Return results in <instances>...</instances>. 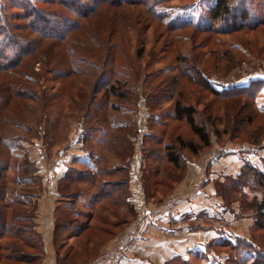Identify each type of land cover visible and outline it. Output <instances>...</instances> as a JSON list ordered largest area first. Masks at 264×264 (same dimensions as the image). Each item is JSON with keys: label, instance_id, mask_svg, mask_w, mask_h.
Here are the masks:
<instances>
[{"label": "rangeland", "instance_id": "1", "mask_svg": "<svg viewBox=\"0 0 264 264\" xmlns=\"http://www.w3.org/2000/svg\"><path fill=\"white\" fill-rule=\"evenodd\" d=\"M133 1L135 2L124 5L121 9L102 7L84 19L78 31L71 33L70 36L77 40L73 49L86 57L87 64L89 60L98 63L97 67L94 65L96 69L94 66L87 67L92 71L91 74L73 73L71 76L60 77L58 71V75H46L44 74L46 72L39 71L38 65L35 64L33 72L39 81L36 84H29L33 87L38 101L35 99L8 101V88L4 83L7 75L0 72V80L2 79L0 116L7 117L10 114L17 121L8 123L3 121L2 117L0 119V138L2 136L11 144L8 155L0 139L2 153L8 157V165L2 173L0 182L4 189L6 188L4 194L6 196L4 198L0 196V204L3 205L6 200L10 205H15L2 212L7 221L16 222L12 220V216L18 212L17 221L22 224L27 216L24 209L29 212L35 209L36 204L30 197L27 199L25 197L26 193H30L31 196L39 192L37 186L26 184V181L38 178L37 164H45L44 167L47 169L45 172H48L54 162L51 157L67 153L75 142L84 144L82 140L84 134L90 136L87 138L86 147L88 146L90 151L95 150L93 156L95 161L97 159L99 162L100 157L104 156L100 163L101 167L112 168L109 169L111 173L102 175L101 178L125 180L122 173L113 169L119 158L123 157L125 160L121 163L126 162L128 165L126 179L129 180V163L132 158L135 159L133 162L134 164L137 162L139 174L131 181L132 191L129 189L128 181L129 197L132 192L138 201L149 209H158L171 201L170 205L178 212L170 221L172 225L178 223L180 215L173 190L187 174L184 161L186 157L195 158L202 153L204 165L211 159V156H204V151H212L215 146L247 143L256 147L252 148L256 151L240 152L244 153V157L252 154L249 157L252 160L259 158L262 161L261 169L253 165L248 158L243 160L242 168L248 165L264 173V160L261 158L264 155V82L255 85L254 89H250L252 91L249 90L250 92L256 90L252 98L247 95H235L237 88L250 85L251 80L264 81V24L255 26L253 30H237L219 37L218 34L204 31L210 26L207 6L211 0H169L158 7L163 16L152 14L151 8L146 4L150 0ZM69 18L76 19V12L71 13ZM261 18L259 22L264 21V12ZM108 35L110 36L107 37ZM82 43L86 47L82 46ZM78 44L85 48L76 46ZM54 47V55L59 61L68 56L65 54L67 51L65 43L60 41ZM178 56L193 58L197 70L206 82H203L201 77L180 73L177 68ZM108 78L112 83L114 80L120 83L114 85L122 91L125 90V98L105 96L103 83ZM220 80L229 81V85H226V82L219 85ZM229 89L233 91L228 92ZM176 100L195 109L197 121H205L210 136V145L200 149L197 154L183 149L181 163L178 166L168 163L165 158L158 161L156 156L165 152L161 150L164 149V145H177V137L187 142L198 143V138L192 133L185 119L174 116ZM32 106L35 110H31ZM248 109H251L252 113L250 122H246L249 117ZM104 127L120 128L121 130L113 129L111 134L119 138L124 136L128 138L130 148L128 149L122 140H114L113 149L108 147V142H103L105 136L98 134V130ZM148 131L151 133H147ZM150 134L156 138H151ZM4 155L2 159H6ZM78 169L83 170L81 167ZM202 173L199 182L202 181L205 172ZM237 175L227 176L224 182L215 183L221 209L217 217H205L202 227H198L202 230L211 226L207 230H213L218 234L213 241L204 244L201 260L188 264H252L256 257L264 256V227L261 224L256 225V212L250 207L254 200L261 199L262 191L255 188L249 180V183L243 179L236 181ZM41 178H46L47 181L49 176L46 174ZM234 182H237L235 188L231 187ZM68 184L69 182L64 181L56 188L61 194L60 201L68 202L66 207L59 208L64 214L60 224L61 230L72 220L70 217L72 213L77 214V217L87 213L84 212L87 199L77 206L79 197L76 199V196L73 197L74 194L77 191L86 196L90 194L88 182ZM190 189L189 187L188 190ZM166 198L169 200L163 202ZM27 201L29 207H22L21 205ZM130 205L113 206L106 201L102 211L106 210V216L111 222L107 224L105 232L102 230L87 234L86 227L85 233L83 231L70 240L73 234L66 232L63 235L61 231L60 242L69 241L75 244L74 257L80 260L87 255V240L94 238L95 242H100L109 239L115 228L128 222L129 213L133 211V207L128 211ZM136 212L131 223L126 226V237L128 230L133 226ZM124 218L125 221L117 225L118 221ZM85 220L80 219L81 228ZM198 222L202 224L201 221ZM170 224L161 225L160 228H167ZM181 228L182 224L173 226L174 230ZM4 237V241L15 246L19 242V246L25 248L18 238L12 235ZM117 243L101 249L95 256L81 264H89ZM259 259L261 260V257ZM17 263L11 258L8 261V264Z\"/></svg>", "mask_w": 264, "mask_h": 264}, {"label": "trees", "instance_id": "2", "mask_svg": "<svg viewBox=\"0 0 264 264\" xmlns=\"http://www.w3.org/2000/svg\"><path fill=\"white\" fill-rule=\"evenodd\" d=\"M82 1L83 0H1L0 72L7 75L4 79L7 80V78H10L9 80L4 81V83H6L5 86L8 88V101L13 99L17 101L35 99L38 101L36 94L33 92V87L29 84H36L39 81V78L33 72L35 64L38 65L39 71H45L46 73H43L46 75H58V71H60V77L71 76L73 73L76 75L91 74L92 71H89L87 67H93L94 65L97 67L98 63L89 60L87 64L86 57L79 55L77 50L73 49L74 43H77V40L70 36L71 33L78 31L82 25V21L87 17L89 18L90 15L95 14L102 7L121 9L124 5H130L135 2L133 0H86V3H82ZM211 1L212 4L208 13L210 26H208L206 30L204 29V31L212 32L219 36L237 30H253L255 26L257 27L259 24H264V21L262 20L259 22V19H262L261 15L264 12V0ZM167 2H169V0H150V2H147L146 4L148 8H151L152 14L154 13L158 16H163L164 14L160 13L158 7ZM88 3L92 5H88ZM259 11H261V13H259ZM74 12H76V19L73 20L69 18V15ZM60 41L65 43V48L67 49L65 54H68V56L66 55L61 58V61H59L58 57L54 55V46ZM81 45L85 46L83 43ZM81 45L78 44L76 46L82 47ZM179 56L177 58V68L180 70V73L201 77L204 80L203 82H206L201 73L197 70L193 58ZM69 57H72V59L70 60ZM103 65L105 66L106 63H103ZM112 73L114 74V71ZM110 81V78H108L103 83L105 96L113 95L119 99L125 98V90L122 91L121 88L114 85V83H120L115 80L113 83ZM263 82L264 81L261 79L251 80L250 85L237 89L235 88V95H247L249 98H252L253 95L256 94V90L250 92L252 91L250 89H254L255 85L257 86L258 83L263 84ZM232 91L233 90L231 89L228 90V92ZM31 110H35V107L32 106ZM173 113L174 116L179 119L184 118L192 133L198 138V143H196L193 141L187 142L181 137H177V145L166 144L164 145V149H161L165 152L156 155L158 161H162L163 158H165L168 163L178 166L181 163V151L183 149H188L193 154H197L200 149L210 145V136L205 121H197L195 115L196 112L192 106L182 105L179 100H176ZM247 113L249 114V117L246 119V122H250L252 119L251 109H248ZM1 117L3 121L8 123L17 122L10 114L7 117L0 116V119ZM113 129L121 130L120 128L113 127H104L98 130V134H103V136H105L103 142H108V147L113 149L115 147L113 141L122 140L129 149L130 144L128 138L125 136L120 138L115 137L111 134ZM150 136H152V134H150ZM87 138H90V136L88 137V135L86 136L84 134L82 140L85 147L87 145ZM151 138L155 139V136H152ZM0 139L6 153L8 154V151H11V144L4 140L2 136ZM85 147L84 149L87 151L86 149H88V146ZM2 151L3 150L0 146V182L2 181V173L8 165V157L5 156ZM94 151L95 150L90 151L89 149L90 155H93ZM3 155L6 159H2ZM103 157H100L98 165L94 171L86 169L81 172H73L74 170H72L69 174L64 176L63 182H69L68 185L76 182H88L90 184V195L97 197L100 201H109L113 206L125 205L127 207V205H130L128 200V179H126L128 165L126 162L124 164L121 163L125 159L120 157L121 159L119 158V161L113 167V169H117L118 172L123 174L125 180L101 178L102 175L111 173L109 169H112L109 166L101 167L100 163L102 162ZM237 176L236 181L238 179L249 180L253 183L255 188L262 191L261 199L254 200L250 207L256 212V225L261 224L262 227H264V173L255 170L251 166L245 165ZM249 181L247 183H249ZM233 185L231 187L235 188L237 182H234ZM1 187L0 196L4 198L6 196H4L6 188L4 189V185H1ZM118 188L120 189L119 191ZM79 192L80 191H77L76 193L78 194L75 193L76 195L74 194L73 197L76 196V199H78V197L83 195L79 194ZM59 196L61 197L60 191ZM223 197L226 199L224 195ZM227 197L230 199L228 194ZM9 207H15V205H10L6 200L3 205L0 204V231L4 236L12 235L13 237L18 238V241L21 240L19 238L26 237L25 242H30L29 240L31 237L28 233L30 229L29 223L27 224L28 226L25 224H19L17 221L19 220L18 212L15 215L14 213L12 214L14 215L12 216V220L16 222L7 221L8 219H6L5 214H2V212L8 210ZM130 207L131 208H129L128 211L132 210L131 205ZM123 221H125V218L119 220L117 225ZM25 226L26 229H23ZM23 230H26V236H21ZM58 236L57 233L55 235V242H58ZM259 257H261V260ZM259 257H256L252 264H264V256L259 255Z\"/></svg>", "mask_w": 264, "mask_h": 264}, {"label": "crops", "instance_id": "3", "mask_svg": "<svg viewBox=\"0 0 264 264\" xmlns=\"http://www.w3.org/2000/svg\"><path fill=\"white\" fill-rule=\"evenodd\" d=\"M211 4L212 1L207 6L208 13ZM147 133H151V131ZM82 146V143L75 142L67 153H60L61 155L58 154L56 157L55 155L51 157V160H54V162L48 172H45L47 170L44 167L45 164H37L38 178L34 181L28 180L26 184L28 186H37V191L39 192L31 194V196H29L30 193H26L25 197L26 199L30 197L36 206L30 212L24 209L27 216L25 217L26 221L22 223L26 226L29 223L30 229L28 233L30 237H35H31L28 243L25 242L26 237L19 238L25 246L22 249L19 246V242L16 244L17 247L12 245V243L4 241V234L0 231V264H8L10 258L18 262L17 264H81L85 260H89L95 256L101 249L125 239L126 226L131 223L135 212L143 204L141 201H138L132 192L128 200L133 207V211L129 213L128 222L118 227L116 226L117 228H115L114 232H111L109 239L107 238L100 242H95L94 238L87 240V255L83 256L84 258L82 257L80 260H77L74 257L75 244L69 241L62 243L59 236L58 242H55V235L57 233L60 235L61 231L63 235L66 232H71L73 234L70 238L71 240L82 233L86 227L87 234L102 230L105 232L107 224L111 222L106 216V210L102 211V206L105 205L106 200L100 201L97 197L87 194V196H80L77 200V206H79L87 199V205L84 209V212L87 211V213H84L85 217H77V214L71 212L70 217L72 220L66 228L64 227L61 230L60 224L64 214L59 208L61 206L63 209V207L68 205V202L67 200L60 201L59 192L56 188L63 182L64 176L72 170H74L73 172H81L86 169L94 171L98 165V162L92 157L94 154L90 155L89 150L87 149L86 152ZM213 148L215 149L212 151L203 152L204 156H211V159L204 165V161L202 162L201 158L202 153H199L195 158L186 157L184 160L187 174L173 190L180 214L177 220L179 224L183 225V228L174 230L172 227L147 226L143 233L127 246L125 254L118 264H188V262L195 263L201 260L204 244L213 241L214 237L218 234L213 230H207L211 226L202 230L199 228L202 227L205 217H217L218 211L221 209L219 208L220 197L217 195L215 183L224 182L227 176L237 175L244 164L243 160H247V158L249 159L252 156V154H249L248 157H244V153L240 151H256L252 149L256 147L247 143L227 144L222 147L215 146ZM261 158L264 160V155ZM133 161L135 159L132 158L129 163L130 170L128 173L129 189L131 191V181L139 174L137 162L134 164ZM249 161L261 169L262 161L259 158L257 160H252L251 158ZM78 167H81L83 170L78 169ZM203 171L205 172L204 176L202 181L199 182ZM46 174L49 176L47 181L46 178H41V176L45 177ZM189 187L191 188L190 190H188ZM28 202L23 203L21 206L29 207ZM120 212L123 213L122 210ZM114 214L116 215L117 212H114ZM29 215L30 217H28ZM81 218L86 219L82 228L79 225ZM102 219H104V222ZM198 221H201L202 224ZM26 226L23 229H26ZM26 235V230H23L21 236ZM16 251L19 254L15 253Z\"/></svg>", "mask_w": 264, "mask_h": 264}, {"label": "built area", "instance_id": "4", "mask_svg": "<svg viewBox=\"0 0 264 264\" xmlns=\"http://www.w3.org/2000/svg\"><path fill=\"white\" fill-rule=\"evenodd\" d=\"M224 82H226V85H229V81L225 80L218 81V84L224 85ZM167 200L169 199L166 198L163 202ZM170 203L171 201L161 205L158 209H149L145 207V204H143V207L138 209L136 212L133 226L128 230L125 240L118 242L116 246L112 247L105 253H101L89 264H97L99 262H104L105 264H118V262L122 259L127 246L130 245L144 231L147 225L153 224L158 227H161V225H168V223L170 224V221L177 216L178 212L176 208L170 205ZM174 225L177 227L179 226V223L173 225L170 224L169 227L173 228Z\"/></svg>", "mask_w": 264, "mask_h": 264}]
</instances>
